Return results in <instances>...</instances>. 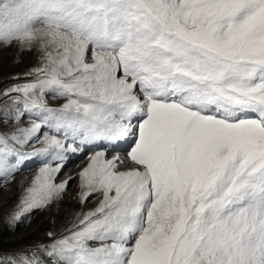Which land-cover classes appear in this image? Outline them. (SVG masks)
<instances>
[{
    "label": "snow or ice",
    "instance_id": "obj_1",
    "mask_svg": "<svg viewBox=\"0 0 264 264\" xmlns=\"http://www.w3.org/2000/svg\"><path fill=\"white\" fill-rule=\"evenodd\" d=\"M13 45L39 55L0 90V188L40 164L10 224L70 154L100 202L0 264H264V0H0Z\"/></svg>",
    "mask_w": 264,
    "mask_h": 264
},
{
    "label": "rangeland",
    "instance_id": "obj_2",
    "mask_svg": "<svg viewBox=\"0 0 264 264\" xmlns=\"http://www.w3.org/2000/svg\"><path fill=\"white\" fill-rule=\"evenodd\" d=\"M38 53L34 50L21 51L18 46L0 47V90L5 87L24 82L25 79L31 80L33 77H25L24 74L30 69L38 65ZM19 76L17 81L14 77ZM47 103L50 107H58L64 101L56 99L46 94ZM8 97H0V105L7 100ZM27 126V124H25ZM43 145H36L37 148ZM28 151H33L29 149ZM85 156V152L77 155H69L67 168L69 170L77 169L74 167L75 160ZM88 156V154H87ZM81 163L88 162L86 157ZM40 161L33 158L25 163L22 169L17 173L15 180L6 188H0V252L12 253L24 247L35 246L40 243H50L46 233L49 231L56 233L58 238L60 235H66L65 229L71 226V222L77 211H87L92 209L90 205L100 202L99 199H93L90 196L89 202L81 205L79 202L80 181L78 175L76 179L69 182L68 189L62 198L52 204L47 210H36L31 214L28 220H22L17 223L9 222V217L16 209L18 197L21 194V185L27 186L31 183L32 177L39 168ZM65 164V165H66ZM68 171V170H67ZM66 171H61L56 177V182L60 183L69 180L65 175ZM96 207V206H95ZM94 208V207H93Z\"/></svg>",
    "mask_w": 264,
    "mask_h": 264
},
{
    "label": "bare ground",
    "instance_id": "obj_3",
    "mask_svg": "<svg viewBox=\"0 0 264 264\" xmlns=\"http://www.w3.org/2000/svg\"><path fill=\"white\" fill-rule=\"evenodd\" d=\"M78 158V155L75 157V159H77ZM83 158H85V156H84V153H83V156H81V158L80 159H78V160H75V162L73 163L74 164V167L75 168H77V169H73V170H69V168H71V167H69V168H67L68 166H67V164L64 166V168H62V170L61 171H66V173H65V175L67 176V178H70V177H76L77 176V174L84 168V167H86L87 166V164H88V162L86 161V162H84V163H81L82 161V159ZM77 166V167H76ZM68 170V171H67ZM61 173V172H60ZM73 179H69V182L70 181H72ZM99 204V203H98ZM95 206H97V203H95V204H93V205H90V207L91 208H93V207H95Z\"/></svg>",
    "mask_w": 264,
    "mask_h": 264
}]
</instances>
